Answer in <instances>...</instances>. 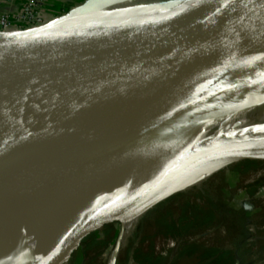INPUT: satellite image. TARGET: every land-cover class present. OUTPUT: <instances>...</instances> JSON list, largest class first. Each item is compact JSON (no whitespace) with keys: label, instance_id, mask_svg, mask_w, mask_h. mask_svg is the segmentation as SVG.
<instances>
[{"label":"water","instance_id":"95a60500","mask_svg":"<svg viewBox=\"0 0 264 264\" xmlns=\"http://www.w3.org/2000/svg\"><path fill=\"white\" fill-rule=\"evenodd\" d=\"M127 1L86 0L44 24L0 29V54L19 51L46 77L40 90V81L34 83L27 73L19 76V87L5 102L6 110L10 106L18 114L15 123L0 119L2 130L14 123L0 158V224L15 214L32 216L14 264L70 260L88 236L104 234L103 225L113 222L119 228L123 211L136 201L154 199L135 216L138 221L195 185L175 184L187 175L205 179L242 160H264L258 126L208 134L175 150L163 167L118 185L120 164L136 139L177 109L264 92V10L256 6L261 0H189L123 18L68 24ZM222 26L243 30L252 44L237 50L214 44L209 36ZM89 112L97 121L83 150L64 158ZM228 114L220 111L211 119ZM83 154L77 222L59 235V225L36 227L54 172Z\"/></svg>","mask_w":264,"mask_h":264},{"label":"bare ground","instance_id":"6f19581e","mask_svg":"<svg viewBox=\"0 0 264 264\" xmlns=\"http://www.w3.org/2000/svg\"><path fill=\"white\" fill-rule=\"evenodd\" d=\"M185 1L189 0H129L78 17L68 22V24L123 18ZM256 6L264 10V0L259 1ZM209 38L214 44L232 50L246 48L252 44L243 30L230 26L220 27ZM26 73L31 76L34 83L40 81V84L36 85L37 88L44 89L42 82L46 78L45 75L38 71L26 56L19 51H10L0 55V119L4 120L5 124L9 123L12 118L15 123L18 114L15 115L14 109H11L10 106L6 110L5 102L8 100L12 88L19 87L21 82L19 76L22 74L25 76ZM220 111H226L229 114L223 118L211 119L212 115ZM96 116L93 112L86 115L66 148L64 158L81 153L97 121ZM14 123L9 125V128L7 124L5 130H2L5 124H0V130L4 133L0 132V158L2 150L8 143L9 135L14 130ZM256 126L261 129L258 134H264V92L222 101L194 104L177 109L154 129L136 139L120 164L118 185L123 186L146 173L163 167L175 150L205 135L225 136L234 131L243 132L248 128L254 131ZM2 135L4 136L2 137ZM77 156L73 161H63L54 172L42 201L35 224L36 227L51 229L59 225L57 234L59 235L73 227L77 222L80 212L75 204V194L76 188L82 181L85 155ZM203 179L204 177L191 174L183 177L175 184H199ZM152 200L154 199H149V202L146 200L145 203L138 200L134 205L123 211L122 224L107 264L116 263L131 237L133 226L137 222L135 216ZM31 222L32 216L26 212L15 214L0 224V264H14L15 258L28 235ZM65 260L68 264L70 263V260ZM130 264L134 263L130 261Z\"/></svg>","mask_w":264,"mask_h":264},{"label":"rangeland","instance_id":"374dc122","mask_svg":"<svg viewBox=\"0 0 264 264\" xmlns=\"http://www.w3.org/2000/svg\"><path fill=\"white\" fill-rule=\"evenodd\" d=\"M85 1L67 0L60 13L52 17ZM218 205L233 210L243 208L247 217L244 224L221 218L223 214L215 210ZM119 229L113 222L103 225L100 233L104 234L83 240L73 251L69 264H107ZM130 261L264 264V160L247 159L221 168L199 184L160 202L135 223L115 264ZM60 264L68 263L64 260Z\"/></svg>","mask_w":264,"mask_h":264},{"label":"built area","instance_id":"2783aa9c","mask_svg":"<svg viewBox=\"0 0 264 264\" xmlns=\"http://www.w3.org/2000/svg\"><path fill=\"white\" fill-rule=\"evenodd\" d=\"M44 6L45 0H29L19 13H4L0 29L19 30L48 22L53 17L46 12Z\"/></svg>","mask_w":264,"mask_h":264},{"label":"crops","instance_id":"0c3cea01","mask_svg":"<svg viewBox=\"0 0 264 264\" xmlns=\"http://www.w3.org/2000/svg\"><path fill=\"white\" fill-rule=\"evenodd\" d=\"M26 1L27 0H0V21L6 12H10L11 14L19 13ZM65 2H67V0H45L44 8L51 16H56L64 8L63 4Z\"/></svg>","mask_w":264,"mask_h":264},{"label":"trees","instance_id":"16d2710c","mask_svg":"<svg viewBox=\"0 0 264 264\" xmlns=\"http://www.w3.org/2000/svg\"><path fill=\"white\" fill-rule=\"evenodd\" d=\"M214 207V204L212 205ZM215 210H217L218 213H222V217L221 218H225L227 221L231 220V221H235L241 224H244L245 220H246V212L245 210L242 208L241 210H233V209H228V208H223L221 205H218L217 208H215ZM229 215V219L228 216ZM224 219V221H226ZM223 221V219H221Z\"/></svg>","mask_w":264,"mask_h":264},{"label":"flooded vegetation","instance_id":"af4514ba","mask_svg":"<svg viewBox=\"0 0 264 264\" xmlns=\"http://www.w3.org/2000/svg\"><path fill=\"white\" fill-rule=\"evenodd\" d=\"M157 262H159V260H156Z\"/></svg>","mask_w":264,"mask_h":264}]
</instances>
